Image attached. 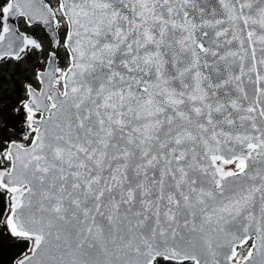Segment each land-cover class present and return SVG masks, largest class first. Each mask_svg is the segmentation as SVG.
<instances>
[{"label": "snow or ice", "instance_id": "obj_1", "mask_svg": "<svg viewBox=\"0 0 264 264\" xmlns=\"http://www.w3.org/2000/svg\"><path fill=\"white\" fill-rule=\"evenodd\" d=\"M32 56L13 264H264V0H0V61Z\"/></svg>", "mask_w": 264, "mask_h": 264}, {"label": "rangeland", "instance_id": "obj_2", "mask_svg": "<svg viewBox=\"0 0 264 264\" xmlns=\"http://www.w3.org/2000/svg\"><path fill=\"white\" fill-rule=\"evenodd\" d=\"M29 34L35 33L37 38L49 46L48 39L40 29H26L20 22V31ZM36 57H29L19 63L15 61H0V143L6 139L21 140L26 131V122L22 118L23 113L19 111L20 101L24 98V84L32 75V68L36 65Z\"/></svg>", "mask_w": 264, "mask_h": 264}, {"label": "trees", "instance_id": "obj_3", "mask_svg": "<svg viewBox=\"0 0 264 264\" xmlns=\"http://www.w3.org/2000/svg\"><path fill=\"white\" fill-rule=\"evenodd\" d=\"M7 202V195L0 191V209ZM24 243L12 237L3 226H0V264H13Z\"/></svg>", "mask_w": 264, "mask_h": 264}]
</instances>
